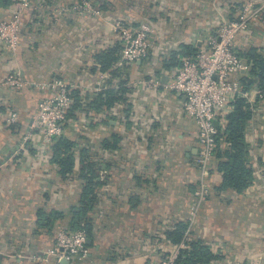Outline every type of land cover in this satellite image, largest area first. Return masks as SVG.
I'll return each instance as SVG.
<instances>
[{
  "label": "crops",
  "instance_id": "obj_1",
  "mask_svg": "<svg viewBox=\"0 0 264 264\" xmlns=\"http://www.w3.org/2000/svg\"><path fill=\"white\" fill-rule=\"evenodd\" d=\"M33 1L41 11L24 16L16 52L0 42V81L18 71L37 80L63 79L80 90L85 110L66 133L98 154L90 262L158 264L163 256L153 248V236L189 217L201 175L197 124L184 110L185 96L165 84L183 57L208 48L210 36L236 18L244 0H92L100 15L67 12L63 20L53 16L51 5L75 0ZM11 11V2L0 0V22ZM117 22L151 24L148 57L121 62L124 41ZM236 47L245 61L251 48L263 52L264 24L258 21L252 32L239 34ZM108 52L120 57L101 70L98 57ZM122 84L125 101L109 110L86 105L96 92L116 94ZM50 93L33 86L0 89V264H39L33 255L54 246L80 200V163L63 177L52 145L40 129L30 127L39 100ZM12 111L19 120L8 124ZM114 134L121 136L117 147H104ZM246 142L255 180L244 192L213 193L192 224V234L220 255L212 264H264V100L254 107ZM216 163L206 178L213 186L222 181ZM40 209L66 217L42 227ZM51 262L62 264L55 257Z\"/></svg>",
  "mask_w": 264,
  "mask_h": 264
},
{
  "label": "built area",
  "instance_id": "obj_2",
  "mask_svg": "<svg viewBox=\"0 0 264 264\" xmlns=\"http://www.w3.org/2000/svg\"><path fill=\"white\" fill-rule=\"evenodd\" d=\"M10 17L0 22V42L12 53H15L20 41V31L24 16L41 11L40 4L33 0H12ZM51 11L56 19H65L67 12L79 14L100 15L101 8L92 0H75L69 6L54 7ZM264 24V0H244L237 12L236 18L225 21L218 26L217 31L208 39V48L200 49L194 56L183 57L172 80L165 86L171 91H177L185 96L184 110L193 118L198 128L200 143L197 164L200 168V186L196 191L197 200L190 207V225L194 224L195 215L199 212L202 202L211 196V185L206 178L215 162L217 148L216 135L218 127L216 120H224L230 102L236 97H245L251 103L264 100V89L254 88L244 90L242 74L249 69V64L238 54L237 38L244 32H252L256 22ZM115 27L121 31L124 41L121 62H136L149 56L150 35L153 27L141 23L137 27L117 22ZM158 82H154L157 84ZM37 87L49 90V95L42 96L38 102L37 113L30 127L40 129L45 141L52 145L53 140L66 132L64 123L67 110L73 102L71 89L74 88L63 79L37 80L26 78L18 71L9 72L0 81V89L7 87L20 89ZM19 113L12 111L6 122L15 124ZM187 247L182 243L169 256L163 257L158 264H174L179 248ZM56 261L68 260V264H91L88 235L84 229H60L52 248L33 255V260L39 264H52Z\"/></svg>",
  "mask_w": 264,
  "mask_h": 264
},
{
  "label": "trees",
  "instance_id": "obj_3",
  "mask_svg": "<svg viewBox=\"0 0 264 264\" xmlns=\"http://www.w3.org/2000/svg\"><path fill=\"white\" fill-rule=\"evenodd\" d=\"M7 1L12 3V0ZM195 54L196 52H193L192 56ZM238 54L243 58L240 52ZM119 57L113 52L100 55L98 61L102 65L101 70H106L115 65ZM246 62L249 63L250 67L241 76L244 90L264 89V51L262 52L257 47L251 48L246 54ZM126 89V86L122 84L116 94L113 93V90L98 91L86 105L94 110L102 108L109 110L116 102L125 101L123 94ZM71 92L73 102L66 113L65 129L69 127L70 121L78 119V112L85 110V106L82 104L84 97L80 90L73 88ZM229 105V110L224 114V120L218 126L216 135L215 161L219 172L222 174V181L218 186L210 184L212 194H220V192L227 189L244 192L253 183L256 176L254 169L247 160L249 149L246 142L247 128L254 116L256 103H251L245 97H236ZM104 121L109 123L107 119ZM120 140L121 136L114 134L112 141L109 139L103 141V146L108 149L110 147L115 148ZM79 141L78 138H72L65 132L53 140L52 151L54 161L59 166V172L63 177L73 174L79 162V176L83 180L79 203L70 211V225L65 229H84L88 237H92L93 217L91 212L97 202V190L100 186L97 175L100 165L96 160L98 154L92 148L80 144ZM199 186L200 182L198 188ZM65 217L66 213L64 212L57 210L48 212L40 209L38 212V223L42 227H48L52 221L53 224H56L54 221ZM191 229L189 217L176 220L172 226L162 231L157 230V235L153 236L151 244H153V248H157L163 257H167L173 252L172 248H178L182 243H185L187 247L179 248L174 264H212L217 261L220 255L209 244L197 239L192 234Z\"/></svg>",
  "mask_w": 264,
  "mask_h": 264
},
{
  "label": "water",
  "instance_id": "obj_4",
  "mask_svg": "<svg viewBox=\"0 0 264 264\" xmlns=\"http://www.w3.org/2000/svg\"><path fill=\"white\" fill-rule=\"evenodd\" d=\"M215 124H216L217 127L220 126V121H219V120H216V121H215ZM90 241H91V239L88 238V243H89ZM61 263H62V264H68V260L63 259V260H61Z\"/></svg>",
  "mask_w": 264,
  "mask_h": 264
},
{
  "label": "rangeland",
  "instance_id": "obj_5",
  "mask_svg": "<svg viewBox=\"0 0 264 264\" xmlns=\"http://www.w3.org/2000/svg\"><path fill=\"white\" fill-rule=\"evenodd\" d=\"M208 198H209V197H208ZM208 198H207V199H208ZM196 200H197V196H196ZM196 200H195V201H196ZM206 201H207V200H205L204 202L201 203L200 208H199V210H198L199 212L201 211V207H202V205H203ZM199 212L195 215L196 217H195L194 222H196V219H197V217L199 216ZM189 215H190V213H189Z\"/></svg>",
  "mask_w": 264,
  "mask_h": 264
}]
</instances>
